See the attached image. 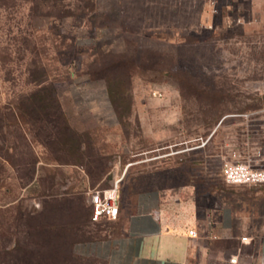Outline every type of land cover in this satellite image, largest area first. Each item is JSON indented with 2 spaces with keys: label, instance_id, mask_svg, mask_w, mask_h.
Instances as JSON below:
<instances>
[{
  "label": "rangeland",
  "instance_id": "obj_1",
  "mask_svg": "<svg viewBox=\"0 0 264 264\" xmlns=\"http://www.w3.org/2000/svg\"><path fill=\"white\" fill-rule=\"evenodd\" d=\"M258 1L0 0V103L21 120L4 130L17 143L12 162L0 151V264H100L76 252L92 234L74 228L71 244L37 231L45 221L64 226L69 209L90 211L82 169L91 182L127 164L124 179L194 181L204 198L264 227V191L222 176L248 136L251 150L264 144ZM39 85L55 89L60 138L27 99ZM75 160L81 169L64 167Z\"/></svg>",
  "mask_w": 264,
  "mask_h": 264
},
{
  "label": "crops",
  "instance_id": "obj_2",
  "mask_svg": "<svg viewBox=\"0 0 264 264\" xmlns=\"http://www.w3.org/2000/svg\"><path fill=\"white\" fill-rule=\"evenodd\" d=\"M130 165L122 174L104 173L95 182L85 174L91 190L109 187L116 176L122 181L118 215L91 222L92 236L77 246L78 254L100 264H221L232 255L246 263L259 262L264 227H252L248 213L225 199L204 198L194 181L161 185L134 176L124 179ZM67 166L81 169L79 164ZM243 236L248 239L243 241Z\"/></svg>",
  "mask_w": 264,
  "mask_h": 264
},
{
  "label": "built area",
  "instance_id": "obj_3",
  "mask_svg": "<svg viewBox=\"0 0 264 264\" xmlns=\"http://www.w3.org/2000/svg\"><path fill=\"white\" fill-rule=\"evenodd\" d=\"M264 111V110H263ZM259 138L264 142V130ZM253 136H248L243 150L233 152L232 160L225 161L222 167L224 181L230 185H245L264 191V144L251 150ZM122 176H116L111 185L103 189L89 191V202L92 207V220L103 217L115 218L119 212V196ZM191 235H197L196 230H190ZM247 236L242 240L246 241ZM221 264H251L243 262L239 255H232ZM257 264H264V254Z\"/></svg>",
  "mask_w": 264,
  "mask_h": 264
},
{
  "label": "trees",
  "instance_id": "obj_4",
  "mask_svg": "<svg viewBox=\"0 0 264 264\" xmlns=\"http://www.w3.org/2000/svg\"><path fill=\"white\" fill-rule=\"evenodd\" d=\"M39 90L33 91L29 94H27V99L35 102L37 104V108L43 110L46 113L45 118L43 119L46 122L51 123V127H52V131L54 132V134H56V136H58L60 138V134L62 133V130L66 129L67 126H65L64 128L62 127V123H63V119L61 116V112H60V104L58 103V99L56 97L55 94V89L52 85H39ZM7 112H3V108L2 105L0 103V139H3L4 143L2 145H0V151L5 150V152L7 153L5 156V159L7 161H10L13 157V155L11 154L12 151H14L15 149H17V143L15 144V142H13L12 144L9 142L7 143V137L5 136V129H10L12 126H15L18 124V122H20V118L18 117V113H16L13 109H11V106L7 107ZM55 136V135H54ZM53 137V135H50V138ZM19 144L22 143L24 144L27 149L29 148L32 150L33 146H32V142L29 140V138L27 137L26 133H20L19 135ZM9 144V145H8ZM80 143H77V146L75 147V150H80ZM74 150V149H72ZM72 161V160H71ZM12 162V160H11ZM76 164H79V162H77V160H75ZM81 164V163H80ZM79 164V165H80ZM34 166V164H33ZM81 166V165H80ZM86 172L89 174H91L90 171ZM104 174V172H103ZM101 174V175H103ZM101 175H99L98 177H101ZM32 180V179H31ZM72 208V207H71ZM68 217L65 219L66 222L64 223V226H60L58 228H53L51 227L52 225H50L45 221L44 224H41L40 226L38 225L37 231L42 233V232H48V231H52V233L55 231L56 233H59L57 238H61L64 237L65 239L69 240L75 236V233H72L75 230L78 232L80 231L82 235L85 236V234H92L91 229L88 228V224H91V222H98V221H94L92 220V207L90 205V211L85 213H79L77 211H75V209H69L68 210ZM43 215H46V212L43 213ZM42 215V216H43ZM75 216V218H74ZM53 224V223H52ZM54 232V233H55ZM54 236V235H53ZM91 238V237H90ZM89 238V239H90ZM75 242L74 240H71L69 243L73 244ZM72 249H69V255H71ZM60 258H61V254H60ZM55 260V259H54ZM57 260V259H56ZM68 264H70L69 262H66ZM4 264H9L8 262H5ZM24 264H34V262L32 260H30L29 262H26Z\"/></svg>",
  "mask_w": 264,
  "mask_h": 264
}]
</instances>
